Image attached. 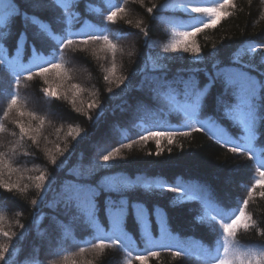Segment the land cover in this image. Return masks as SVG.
<instances>
[{
	"label": "trees",
	"instance_id": "obj_1",
	"mask_svg": "<svg viewBox=\"0 0 264 264\" xmlns=\"http://www.w3.org/2000/svg\"><path fill=\"white\" fill-rule=\"evenodd\" d=\"M172 2L176 0H143L142 4L133 0H127V3L125 0H77L73 11L78 15L71 24L66 25L57 22L58 18L62 20V10L52 0H46V6L39 10L33 7L30 0H16L22 14L9 21V28L5 31L10 32V35L0 40V46L6 48L8 54L16 47L17 36L22 31L28 34L25 52L31 53L32 34L36 29L26 23L23 12L31 15L35 11L44 21L50 22L55 35L60 39L71 38L76 44L62 49L67 76L58 77L54 71L50 72L47 75L48 84L39 76L28 80L26 70L20 72L21 82L16 89L12 74L0 67V122L7 129L0 132V151L7 152L18 139L19 129L13 123L18 118L16 112L3 118V111L14 89L25 105V112L33 111L37 116L45 117L38 145L25 138L23 147L18 148L15 155L9 154L13 167L21 169V172L13 173L10 177L6 174L5 178L16 182L22 174L24 178L20 183L32 184L34 182L29 181L28 176L35 177L41 171H46L51 180L43 202L35 206L31 200L40 194L34 187H30L26 194L8 193L0 189V215L5 217L0 226L17 234L12 240L0 236V243L9 244L11 249V254L6 253L9 264H30L32 259H35L36 264H65V255L69 262L72 259H92L94 264H124L126 254L119 248H106L101 256H97L90 246L96 242L95 230L82 218L74 219L78 215L74 207H66L63 202L57 203L58 194L66 184L98 187L109 177L126 179L132 187L119 193L100 190L97 197L98 223L106 232L112 227L104 209V202L109 195L113 199L122 197L130 204L143 202L149 209L158 206L166 214L170 233L163 243L171 246L172 251L180 250L178 242L192 246L193 250L198 243L213 247L215 233L195 221L200 208L199 201H185L176 207L170 206L169 202L178 195L170 191L171 187L183 183L193 189L189 194L198 195L197 185L204 186L217 202L229 209L242 206V201L248 198V189L256 178L255 160H250L246 152L232 153L230 147L234 145H224L208 130L213 127L209 120L215 118L234 138L239 132L238 127L223 119L216 103L222 91L219 82L212 86L198 117L193 121L171 109L164 98V93L170 90L161 85L171 84L172 89L182 92L183 85L179 81L195 77L203 87L208 77L215 72V64L227 66L233 54L240 49H246L249 45H264V0H235L237 8L230 9L233 11L231 17L223 20L215 29L199 33L196 37L202 50L199 60H194L189 53L162 52V45L170 41V25L167 22L188 23L196 15L184 13L179 8L160 7ZM122 3L127 8L126 13L120 14L122 19H118L115 24L103 19L111 6ZM153 5L157 7L148 13L147 8ZM126 20H131L132 24L125 23ZM137 22H142L141 28L148 30L147 37L135 27ZM105 26L109 29L107 34L110 38L123 49L117 52L114 76L106 71L111 67V56L100 51L102 41H89L86 45L80 43L88 34H100L97 29ZM65 28L67 31H64ZM77 30L80 31L75 33ZM117 33L123 34L118 36ZM129 38V42H126ZM35 46L40 52L50 54L49 59L42 63L44 66L61 59L59 41L46 38L43 42L35 41ZM129 52H132L131 56ZM150 57H159L156 67H153ZM243 60L252 65L245 71L264 80V75H261L264 73V48H258L252 56L245 53ZM191 69L198 71L193 72ZM30 70L35 72L37 69ZM105 75L109 76L108 81L104 80ZM119 77L127 79L119 84ZM74 84L83 89L75 96V108L82 109L81 112H76L70 102L75 91L72 88ZM49 85L60 94L59 99L44 95L42 89ZM177 98L182 99V96ZM92 102H98L99 106L89 109L88 104ZM47 107L52 114L47 111ZM21 119L27 124L31 118L25 115ZM140 120L152 125V131H174L178 134L172 144L168 143L166 137H161L163 151L156 155L154 139L147 142L140 140V136L145 135L136 124ZM31 124L36 127L39 120L32 119ZM70 125L82 130L75 139V133L69 134ZM191 125L197 129L203 127L204 130L192 131L188 136L179 134ZM13 132L17 135H12ZM129 143H132V148H121V160L116 166L94 167L104 163L99 161L100 155ZM256 144L258 148H264V119L257 125ZM57 145L60 150H64L63 156L59 155ZM46 149L57 155L56 165L50 162ZM25 152L29 155H23ZM146 183H164V187H153L147 191L143 187ZM260 191L259 187L253 191L246 209L256 221V227L247 232L241 230L237 236L242 244L249 247L264 243V236L258 234L260 229H264V197L259 195ZM17 220L24 225L23 228L16 223ZM58 221L63 222L59 227L56 226ZM125 230L138 249L132 253L133 257L146 254L147 251L160 252L159 257L149 258L148 264H202L196 255L174 257L171 252L163 250L160 243L147 245L143 230L137 227L131 213L126 217ZM148 230L154 240L161 241L159 212L151 216ZM81 247L85 248L83 254L79 253ZM0 264H4V261H0ZM133 264L138 262L133 260Z\"/></svg>",
	"mask_w": 264,
	"mask_h": 264
},
{
	"label": "snow or ice",
	"instance_id": "obj_2",
	"mask_svg": "<svg viewBox=\"0 0 264 264\" xmlns=\"http://www.w3.org/2000/svg\"><path fill=\"white\" fill-rule=\"evenodd\" d=\"M33 7L37 10L46 6V0H30ZM52 2L62 10V20L58 18L57 22L64 23L66 25L71 24L72 20L78 15L77 12L73 11L77 0H52ZM133 2L143 3V0H133ZM251 2V0H249ZM127 3V0H125ZM157 5L147 8L148 13L153 12V8ZM160 7H172L179 8L184 13L196 14L191 17L188 23L168 21L170 25V41L162 45V52L168 53H189L194 60L200 59L201 47L197 42V35L204 32L206 29H215L223 20L231 17L233 11L237 8L235 0H176V2L167 3L160 5ZM127 8L125 4H118L111 6V10L108 11L107 15L103 17L105 21L110 24H115L118 19L123 17L121 13H126ZM21 9L16 3V0H0V40L10 32H6L5 29L9 28V21L14 19L16 16H20ZM23 18L26 23H30L35 27L33 32V44L31 46V53L33 55V64L36 66V71L32 72L30 69H26L25 65L21 63V55L23 54L25 47L28 43L27 32H20L17 36L15 55L9 57L8 50L0 46V67L8 70L14 77L15 88L18 89L20 85V72L27 70V79L32 80L34 76H39L44 79L45 84H48L47 75L50 72H55L56 76H67L68 69L65 67L63 61L62 49L65 46H72L76 44V41L67 38L60 39L59 36L55 35L50 22L44 21L34 11L31 15L27 12H23ZM125 23L131 25V20H126ZM142 22H137L135 27L140 29L147 37L148 30L141 28ZM184 29V30H181ZM67 31V28L64 29ZM100 33L98 35L88 34L86 39H82L80 43L88 44L89 41H102L100 51L110 54L111 56V67L107 69L113 76L117 70L116 56L117 52H122L123 49L115 43L110 36L107 34L109 29L105 26L97 29ZM71 36V33H68ZM123 33H117L122 35ZM59 41V48L61 49V59L56 63L48 62L47 66H44L41 61L45 60V57L39 54L40 50L36 48L35 41L43 42L45 39ZM258 48H264V45H258L253 47L249 45L246 49H240L234 53L231 57L230 64L227 66H221L219 63L214 65L215 72L208 77L207 83L203 87L199 85V82L195 77H190L188 80H180L179 83L183 85V91L177 92L171 88V84L161 85L162 88L169 89L164 93V98L167 100L172 110L182 113L187 120L193 121L199 115L202 108L203 101L210 93L211 88L214 84L219 82L222 91L216 98V103L221 110L223 119L228 120L233 126L238 127L239 132L234 138L229 135L219 123L216 122L215 118H211L209 123L213 125L209 131L217 137L218 140L222 141L224 145H234L230 147L232 153L246 152L250 160H255L257 165L255 169L256 178L255 183L251 188L248 189V198L242 201V206H237L235 209H229L227 206H223L217 202L212 196L209 190L201 185H197L196 190L200 194H189L193 192V189L187 187L183 183L177 184L175 187H171L170 191L177 193L178 195L171 200L170 206L176 207L177 205L185 202L197 200L199 201L200 208L198 214L195 216V221L201 225H206L210 232L215 233V240L213 241L214 246L209 247L203 243L195 245L193 247L183 242H178L180 250L172 251L171 246L163 243L164 239L170 237V233L167 226V218L163 209L158 206H154L149 209L148 206L143 202L131 203L124 199H113L109 195L104 202V209L112 225L109 231L104 229L98 223V211L99 207L97 204V197L100 194V190H104L107 193H119L124 189L132 187V184L121 177H109L103 184L98 187H93L84 184H66L59 192V202H63L66 207H74L78 213L74 219L82 218L83 221L93 228L96 233V242L90 246L95 250L97 256H101L106 248H119L125 252L124 264H133V260L137 261L138 264H148L149 258L159 257V251H147L146 254H139L133 257V252L138 251L135 243L133 242L129 233L125 230L126 217L131 213L137 224V227L143 230L145 236V242L147 245L152 246L160 243L161 247L165 251L171 252L172 256L180 257L182 255H196L198 260L202 261V264H264V243L257 246H246L242 244L237 236L241 230L247 232L251 228L256 227V221L252 218V215L246 211L249 204V200L252 197L253 191L259 187L261 191L259 195L264 197V148H258L256 144L257 140V125L258 122L264 119V80L257 79V77L251 75L246 68L251 67L250 62L243 60V56L247 53L252 56ZM83 50V49H81ZM53 49V53H55ZM95 51V50H94ZM129 56L132 52L128 53ZM167 59V56L164 57ZM153 62V67H156V58H149ZM195 72L198 69H191ZM264 75V73H261ZM127 78L119 77V84H123ZM104 80L108 81L109 76L105 75ZM75 90L73 93V99L70 101L75 108V96L83 89L78 84L72 85ZM44 95L49 98H60V94L56 89H53L50 85L42 89ZM111 92V89H108ZM178 96H182V99H178ZM64 98H67L66 96ZM98 102H92L88 104V108L98 107ZM25 105L20 101L18 91L15 89L11 92L10 99L7 101V106L3 111V118H8L10 113L16 112L17 117L13 120V123L18 127L19 134L15 144H12L7 152L0 151V189H3L8 193H21L26 194L30 187H34L38 198H33L31 204L33 206L38 203H42L44 200V194L49 191L48 184L51 180L46 171H41L39 175L32 177L28 176L27 179L32 184H21L23 175L18 176L16 182H12L10 179H6L5 176H11L13 173L21 172V169L13 167L11 155L17 153V149L23 147L25 138L30 140L33 144L38 145V137L45 124V117L37 116V113L33 111L25 112ZM76 112H81L82 109L75 108ZM27 115L31 119L26 124L22 117ZM38 119L39 124L36 127H32L31 120ZM91 119V117H89ZM6 126L0 122V132L6 131ZM204 130L203 127L197 129L195 125H191L188 129L182 133L184 136L190 135L192 131ZM59 131V130H57ZM79 127L69 126V134L73 136H79L81 133ZM219 133V135H217ZM177 132H155L145 129V135L140 136V140L147 142L150 139H154L157 145L156 155H160L163 151L161 147V137H166L169 144L174 142V137ZM12 135H17L15 132ZM46 139V138H45ZM132 143L122 144L118 148H113L107 151L106 154L99 156V161L104 162L103 164H96L94 167H114L121 160V148H132ZM66 150V149H65ZM57 151L59 155H64V150H60L57 145ZM169 151L171 149L169 148ZM49 160L53 165L57 164V155L53 154L51 150L46 149ZM23 155H29L25 152ZM63 163V161L61 162ZM91 170V169H90ZM143 187L147 191H151L153 187L163 188L164 183L152 185L144 184ZM159 212L161 219V241H156L152 238L148 225L150 218L153 214ZM5 217L0 215V225H2ZM16 223L23 228L24 225L20 224L19 220ZM63 224L62 221L57 222V227ZM67 231V229H66ZM260 236H264V229H260ZM17 234L15 232H9L0 226V236L7 240H12ZM23 235V233H21ZM85 248L81 247L79 253L83 254ZM6 253L11 254L9 244L0 243V261H4V264H9L6 259ZM28 259V258H26ZM65 264H94L92 259L87 260H76L72 259L70 262L68 256H64ZM30 264H36L35 259L30 261Z\"/></svg>",
	"mask_w": 264,
	"mask_h": 264
},
{
	"label": "rangeland",
	"instance_id": "obj_3",
	"mask_svg": "<svg viewBox=\"0 0 264 264\" xmlns=\"http://www.w3.org/2000/svg\"><path fill=\"white\" fill-rule=\"evenodd\" d=\"M78 31H80V30L75 31V33L78 32ZM129 40H130V38H129L126 42H129ZM39 54L42 55L43 57H45V60L41 61V63L47 61V60L49 59V57H50V54H49V53H42V52H39ZM13 55H15V48H14V50H13L11 53H9V57L11 58ZM21 63L25 65V68H26V69H33V68L36 67V66L33 64V55H32V53L27 54V53L25 52V50H24L23 54L21 55ZM24 71H26V70H24ZM79 71H81V70H79ZM47 111H48L50 114H52L51 109H49L48 107H47ZM138 125L144 126L143 123H142V121L139 122ZM150 128H151L150 126L144 127V129H148V130H150ZM209 129H210V128H209ZM209 129H208V130H209ZM209 132L211 133V131H209ZM47 247H48V246H47ZM47 247L45 246V248H47ZM48 248H49V247H48ZM57 248H58V247H53V249H57Z\"/></svg>",
	"mask_w": 264,
	"mask_h": 264
}]
</instances>
